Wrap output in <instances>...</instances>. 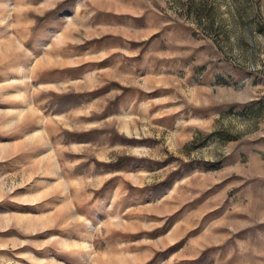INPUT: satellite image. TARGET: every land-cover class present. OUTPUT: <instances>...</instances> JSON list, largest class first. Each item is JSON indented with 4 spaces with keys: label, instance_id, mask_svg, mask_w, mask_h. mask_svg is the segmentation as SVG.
I'll return each instance as SVG.
<instances>
[{
    "label": "rangeland",
    "instance_id": "374dc122",
    "mask_svg": "<svg viewBox=\"0 0 264 264\" xmlns=\"http://www.w3.org/2000/svg\"><path fill=\"white\" fill-rule=\"evenodd\" d=\"M0 264H264V0H0Z\"/></svg>",
    "mask_w": 264,
    "mask_h": 264
}]
</instances>
